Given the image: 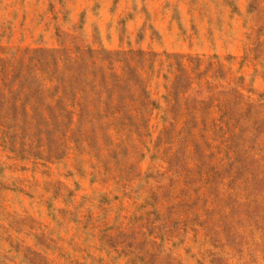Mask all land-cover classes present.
Wrapping results in <instances>:
<instances>
[{
    "label": "rangeland",
    "instance_id": "374dc122",
    "mask_svg": "<svg viewBox=\"0 0 264 264\" xmlns=\"http://www.w3.org/2000/svg\"><path fill=\"white\" fill-rule=\"evenodd\" d=\"M41 48L93 55L106 83L90 95L103 117L0 147V264H264V125L229 133L238 167L218 164L203 192L195 173L217 163L212 140L198 129L179 142L183 119L161 132L152 118L140 136L120 127L117 102L146 90L164 106L181 61L190 95H209L203 72L214 98L236 87L226 100H249L247 112L264 117V0H0V74Z\"/></svg>",
    "mask_w": 264,
    "mask_h": 264
},
{
    "label": "trees",
    "instance_id": "16d2710c",
    "mask_svg": "<svg viewBox=\"0 0 264 264\" xmlns=\"http://www.w3.org/2000/svg\"><path fill=\"white\" fill-rule=\"evenodd\" d=\"M91 58L93 55L84 59L67 51L41 48L27 53V61L23 59L22 63H18L10 76L1 73L3 77H0V147L15 151L19 140L24 139L28 131L32 133L33 130L38 132L42 129L50 130L56 128L61 122L68 127L73 124L82 127L87 123L98 122L103 117L102 107L95 106L96 102L99 103V97L91 99L90 93L99 96L103 90V82L106 83V81L103 78V67L96 68L95 59L91 61L92 65L87 64ZM83 63L86 64V68L82 66ZM176 69L179 74L176 75L169 92L163 96L164 106L150 100V95L146 90L139 99L121 96L117 102L122 107L123 115L118 117V124L120 127L129 129L135 127L141 136L152 118H158L164 123L161 132L175 130L177 123L183 119L182 128L178 131L179 142L184 138L185 133L189 134L198 129L202 131L204 141L205 137L212 140V142L207 140V154L213 155L217 152L219 157L217 163L214 164L206 165L201 162V169L195 173L199 187L205 192L218 164L220 166L234 164L238 167L237 151L229 145L230 143H227V138L238 134L244 124L250 128L249 135L255 136L257 126L264 125V117L247 112L249 100L238 101L236 104L230 99L226 100L232 92H239L236 87H230L224 99L214 98L219 90L215 89L216 85H211L212 80L206 79L202 82L203 72L197 74L200 78L198 87L204 84L202 90L205 89L209 95L202 96V98L198 94L190 95L188 90L190 78L186 67L179 61ZM132 75L140 85H145L136 71H133ZM120 78L123 84L126 76L122 75ZM46 84L50 87L47 88ZM122 86H127V82ZM47 93L50 100L47 99ZM239 96L240 94L236 95V98ZM213 99L218 101L215 104L218 108L216 116L210 112ZM130 103L137 104L136 114L126 110ZM76 106H78L77 112L75 111ZM85 109L91 113H86ZM76 113L77 121L74 120ZM209 131L217 138L210 137L207 134ZM227 132L228 136H226ZM157 145L159 144L155 143V146ZM184 147L188 151L189 146L185 144ZM220 148L223 149V153ZM245 149L251 150L250 146ZM126 153L125 149L123 155ZM171 158L167 160V170L172 171L170 176L175 178L176 175L180 176L182 171L179 172ZM190 159H192L191 155L186 152L183 170L187 174H192L193 171L188 164Z\"/></svg>",
    "mask_w": 264,
    "mask_h": 264
}]
</instances>
